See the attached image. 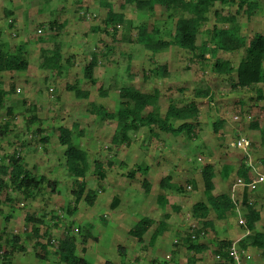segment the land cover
Listing matches in <instances>:
<instances>
[{"label":"rangeland","instance_id":"1","mask_svg":"<svg viewBox=\"0 0 264 264\" xmlns=\"http://www.w3.org/2000/svg\"><path fill=\"white\" fill-rule=\"evenodd\" d=\"M105 1L120 11L125 0ZM258 1L259 9L249 20L242 10L236 12V5L215 3L199 29L197 43L208 39L213 26H228L231 15L236 16L243 35L264 33V0ZM122 11L125 21L111 35L103 30L107 9L100 0H0V39L11 52L23 45L29 60L26 70L0 72V126H8L0 135V165L18 153L33 176L44 178L29 195L10 185L0 190V264H60L55 247L47 239H60L67 230L78 238L77 254L92 264L106 260L113 264H173L172 260L189 264L191 259V264H225L215 254L218 240L238 241L249 231L238 223V213L218 220L211 212L208 218L213 226L207 228L192 217V205L205 202L207 197L201 176L205 164L214 170V193H230L240 201L247 191L261 214L256 231L264 232V184L243 187L235 177L242 161L252 165L251 177L264 173V140L258 130L249 127L257 119L264 128V84L233 88L212 71V58L206 55V60H201L177 46L150 52L135 41L138 25L158 27L168 40L172 39L175 18H167L160 7L142 12L126 4ZM94 27L100 30L93 31ZM56 44L62 56L60 72L40 65L43 50L50 51ZM93 52L99 56L94 81L90 82L83 76V68ZM244 55L245 50L239 49L219 51L217 57L236 65ZM162 65L166 75L155 76L152 70ZM75 83L89 91L87 99L77 98L68 90ZM123 85L149 92L157 89L162 113L169 103L178 107L196 103L199 114L193 136L158 132L157 137H149L146 128H141L131 134L129 144L114 145L115 123L91 114L89 104L115 110L118 89ZM196 89H209L210 98L196 97ZM217 119L223 124L214 132ZM74 125L80 133L74 132L73 141L87 152L90 161L84 181L86 188L97 194L92 206L85 201L74 204V177L65 165V145L58 140L59 127ZM239 136L250 140L248 149L232 146ZM93 160L102 163L103 179L94 174ZM140 165L147 166L148 171H138ZM131 172L134 175L128 177ZM166 175L184 191L160 187L159 181ZM144 179L150 182L148 191L142 186ZM49 181L56 183L54 189L46 185ZM160 194L167 199L165 205L158 202ZM114 197L120 201L116 208L111 205ZM67 206L70 214L66 213ZM239 207L245 210L243 203ZM27 213L44 219L39 225L44 249L35 244L37 238L29 232L31 224L24 220ZM142 217L151 218L153 223L138 241L128 230ZM160 223L165 229L150 245L151 234ZM13 234L19 236L14 245L9 241ZM187 235L206 248L194 253L184 239ZM83 237L86 241L81 243ZM243 250V264H264L260 249L248 246Z\"/></svg>","mask_w":264,"mask_h":264},{"label":"trees","instance_id":"2","mask_svg":"<svg viewBox=\"0 0 264 264\" xmlns=\"http://www.w3.org/2000/svg\"><path fill=\"white\" fill-rule=\"evenodd\" d=\"M215 3L221 5H236V12L238 13L239 10H242L248 20L259 9L258 0H125L123 5H121L120 11H115L109 2L100 0V5L107 9L103 20V30L105 33H111V35L116 32L117 25H121L125 21V15L122 10L126 4L134 5L142 12H154L156 8L160 7L162 11L166 12L167 18H175L172 39H164L158 27L149 29L146 24L142 23L137 27L136 43L152 53L160 52L170 46H177L201 60H206L205 56L208 55V58H212L214 61L212 71L218 77H221L222 80H228L233 88H249L257 84H264V33H255L250 36L243 35L236 16L231 15L228 19V26H213L208 31V39L199 44L197 43L199 29L207 21L208 13ZM7 14H11V11H8ZM94 30L97 31L100 29L94 27ZM1 32L2 30L0 29V37ZM5 46V42L0 39V72L26 70L29 66V60L25 54L24 46H16L12 52L6 49ZM239 49H244L245 55L236 65H232L229 61L217 57L219 51L232 52ZM42 53L40 65L43 68L54 69L56 72H60L62 68V56L59 45L56 44L54 49L50 51L43 50ZM98 56L96 52H93L83 68V76L90 82L94 81V69L98 65ZM152 72L155 76L164 77L167 73L166 66H158ZM67 88L73 91L74 96L77 98L87 99L89 97V91L81 88L76 83L69 85ZM256 93L259 99L263 97L260 88L256 89ZM194 94L198 98H210L209 89H196ZM118 98L119 102L115 110L109 111L104 105L94 104L93 102L89 104L91 114L96 115L102 120H110L115 123L114 133L111 138V142L114 145L129 144L131 134L141 128H146L149 137H157L158 132H166L174 136H193V130L197 124L199 114L196 103L189 102L182 107H178L174 103H169L166 110L162 113L159 105V91L157 89H154L152 92L141 91L129 85H123L118 89ZM1 99L0 94V107L2 104ZM261 112L264 115V106L261 107ZM222 124L223 120L217 119L213 123V131L217 132ZM7 127V124L0 126V135L6 132ZM249 127L258 130L262 140H264V128L258 124L257 119H253ZM75 131L79 135L80 130L77 125L70 128L59 127L58 140L60 144L65 145L63 153L65 165L74 177L73 188L71 189L74 204L85 201L88 205L92 206L97 194L94 190L86 188L84 181L89 171L90 161L87 152L78 144L74 143L73 135ZM92 164L94 174L98 178L103 179L105 172L102 163L93 160ZM250 168L251 166L247 161L240 162L235 171V177L243 179L244 183H249ZM137 169L138 171H148L147 166L140 165ZM132 175L134 173L131 172L128 177ZM201 176L207 197L205 202L199 201L192 205V217L198 219L203 228H207L213 226V222L208 218L211 212L215 214L218 220H225L235 214L236 203L230 197L229 193H214V170L210 164H205L202 167ZM170 179V175L162 177L159 181L160 187L176 190L177 192L184 191L182 185L171 183ZM43 181L44 178L42 176L37 178L25 168L18 153L17 155L12 154L8 158L7 164L0 165V190L10 185L11 188L25 195H29L34 189L37 190ZM46 185L54 189L56 183L49 181ZM142 186L145 188V191H148L150 182L144 179ZM119 202V198L114 197L111 204L112 207L116 208ZM158 202L165 205L167 199L164 195L160 194L158 196ZM242 203L245 206L243 212L245 226L249 232L237 242L238 246L242 249L248 246L260 249L264 257V232L256 231L261 214L253 202L251 204L248 203V193L246 190L243 192ZM70 212L71 210L67 206L66 213L70 214ZM24 220L26 224H31L29 232L37 238L35 244L40 245L44 249L46 245L39 241V238L42 237V234H39V225L44 223V219L27 213ZM152 223L153 220L151 218L142 217L128 230V234L138 241H142L144 234L148 231ZM164 229L165 226L162 223L157 226L151 234L149 240L150 245H153L155 239L162 234ZM47 232L45 231L43 234H47ZM18 239V234H13L9 241L14 245L19 241ZM184 239L187 243H190L188 244V248L194 253L201 252L206 248L204 244L192 242L189 235ZM85 241L86 237H83L80 242ZM78 242V238L69 232V230L60 239H47V243L55 247L54 254L60 264H92L85 257L77 254ZM232 243L228 239H221L216 243L215 254L221 256L225 264H232L233 259L230 255ZM20 248L23 250L22 247ZM82 250L85 251L84 247H82ZM5 256L6 253H3L2 257L5 258ZM172 262L173 264H179L174 260ZM191 262L192 259L188 261L189 264ZM104 264H113V262L106 260ZM160 264H170V262Z\"/></svg>","mask_w":264,"mask_h":264},{"label":"built area","instance_id":"3","mask_svg":"<svg viewBox=\"0 0 264 264\" xmlns=\"http://www.w3.org/2000/svg\"><path fill=\"white\" fill-rule=\"evenodd\" d=\"M117 27H119V25H117ZM235 118H238V117L236 116ZM250 144H251L250 143V140L247 137L239 136L234 141V143L232 144V146L235 147V148H237V149L246 150V149L249 148ZM248 164L251 166L250 171L252 172L253 167H252V165L250 163H248ZM249 179H250V182L249 183H244L243 179H241V178H238V182L243 187L244 186H247V187L254 188V185L255 184H258V183L264 184V173L257 172L256 173V176H254V177H251V175H249ZM229 195L233 199V201L236 203L235 213H238L239 214L238 223L241 226H245V219H244V216H243V212L244 211L242 212L240 210V207H239V204L241 206L242 199L240 201H237L235 198H233L231 196V194H229ZM248 203L251 204L252 202L248 199ZM238 249L240 250V252H239ZM230 255H231L232 259H233L232 264H243L242 263V258H241L243 256V251L238 246L237 241H234L232 243V245L230 247ZM240 255H241V257H240Z\"/></svg>","mask_w":264,"mask_h":264},{"label":"crops","instance_id":"4","mask_svg":"<svg viewBox=\"0 0 264 264\" xmlns=\"http://www.w3.org/2000/svg\"><path fill=\"white\" fill-rule=\"evenodd\" d=\"M13 22H14V21H13ZM229 194H230V193H229ZM242 228H243V227H242ZM224 239H225V238H224ZM220 240H221V239H220ZM228 240H230V239H228ZM239 240H240V239H239ZM239 240H238V241H239ZM238 241H237V242H238ZM232 242H234V241H232ZM215 249H216V247H215ZM240 249H241V250L243 251V253H244V250H243L242 248H240ZM2 252H3V251H2ZM20 264H21V263H20Z\"/></svg>","mask_w":264,"mask_h":264}]
</instances>
